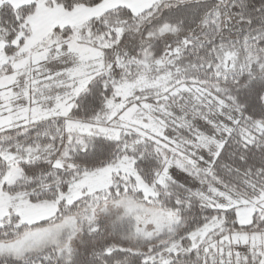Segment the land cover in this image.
I'll return each mask as SVG.
<instances>
[{"label": "snow or ice", "instance_id": "obj_1", "mask_svg": "<svg viewBox=\"0 0 264 264\" xmlns=\"http://www.w3.org/2000/svg\"><path fill=\"white\" fill-rule=\"evenodd\" d=\"M0 264H264V0H0Z\"/></svg>", "mask_w": 264, "mask_h": 264}]
</instances>
